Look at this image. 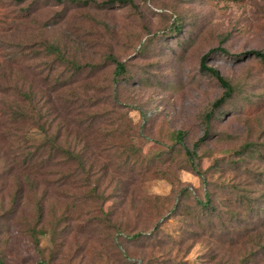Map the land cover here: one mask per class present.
I'll return each mask as SVG.
<instances>
[{
    "label": "rangeland",
    "instance_id": "rangeland-1",
    "mask_svg": "<svg viewBox=\"0 0 264 264\" xmlns=\"http://www.w3.org/2000/svg\"><path fill=\"white\" fill-rule=\"evenodd\" d=\"M86 1L0 0L4 152L14 151L21 131L32 133L31 147L46 138L31 129L30 118L12 123L16 112H33L43 100L59 103V96L67 103L76 95L79 114L52 112L45 120L47 141L64 128L61 145L83 155L86 170L102 177L97 200L85 199L84 174L58 158L64 166L54 171L63 181L73 171L79 182L45 195L46 225L53 227L55 215L65 214L71 232L49 230L40 255L28 230L38 224L43 188L23 186L18 193L22 180L11 173V154L0 161V259L4 264H37L42 257L47 264H264V64L247 54L264 50V0ZM176 21L182 24L179 33ZM51 44L65 58L51 55ZM205 54L207 64L238 90L209 123L206 113L223 89L201 71ZM109 55L128 68L119 80ZM73 62L84 67L74 80ZM90 65L99 67L93 71ZM57 78L66 84L62 90L56 89L61 84L54 87ZM27 93L36 95L33 102L25 100ZM90 100L93 108L87 107ZM96 113L102 117L91 122L88 114ZM92 125L105 130L88 136ZM208 127L196 158L204 183L185 149L195 150ZM180 130L186 132L185 147L177 143ZM205 192L212 204L202 218L196 200H205ZM16 194L22 202L12 213ZM180 198L183 206L171 216ZM101 209L111 217H103ZM157 223L161 230L153 238L131 236L152 234ZM188 228L201 237L188 236ZM236 228L244 235L230 232Z\"/></svg>",
    "mask_w": 264,
    "mask_h": 264
},
{
    "label": "trees",
    "instance_id": "trees-1",
    "mask_svg": "<svg viewBox=\"0 0 264 264\" xmlns=\"http://www.w3.org/2000/svg\"><path fill=\"white\" fill-rule=\"evenodd\" d=\"M89 1L91 0H87L86 2H89ZM116 1H119L122 4L130 3V0H110L109 2L115 3ZM175 24L176 25L174 26V31L176 33H179L182 29V24L178 23L177 21ZM48 48H49V53L51 55L54 54L58 59L65 58L59 46H57L56 44H51L49 45ZM218 49L226 52V50L222 47H219ZM247 54L254 55L264 64V50H252L248 52ZM108 57H109V61L113 62V64L115 65L114 78L116 80H119L120 77H124L128 71L127 70L128 68L125 62L119 60L114 55H109ZM207 59H208V54H205L201 60V67H200L201 71H203L205 74H209L212 77H214L220 84L221 88L223 89L222 96H220L212 104L211 110L206 113V120H207V123H209L210 120L214 118L215 112L217 110H220V109L222 110L225 105H227L228 103L234 100V98L237 96L238 90H237V86L233 84L230 79L223 76L217 68H214L208 65ZM72 64H73V70H72V74H73L72 79H73L76 77V75L82 72L84 67L77 62H73ZM98 67L99 65H90V68L93 71H95V69ZM72 79H71L72 85L77 83V81H73L74 79L73 80ZM62 81L63 80L60 78L55 79L54 87L61 84L59 87L56 88L57 90H62L66 86V84H62ZM106 91L107 93L110 92V90H107V89ZM70 94L72 95L73 93L70 92ZM24 96H25V100L31 103L33 102V98L36 95L34 93H27ZM73 98L74 99H71L70 101L66 103L65 102L66 99L63 100L62 97L59 96L58 97L59 103H56L53 105L50 104L49 101L42 99L43 103L39 107L34 109L33 112L27 108H26V111L24 112L22 111L16 112L15 118L13 119L14 121L12 122V123L14 122L21 123L23 121H28V119L30 118V120H32V123H33V125H31V129L33 128L35 131L39 130L46 137L43 140H41L37 144V146L31 147V146H28V144H31L29 141L32 140L30 137L32 133L21 131L20 133L15 135L16 139H14V143L16 146L14 148V151L10 153L12 161L14 163L12 165L13 168H12L11 173L15 171L18 172L22 180V183L18 184L17 192L21 193V191L23 190V186H24V190H28V189L29 190H40L41 188H43V198L45 197L44 201L42 198V201H39L37 205L38 224L36 226L29 227V230H28V234L33 241L35 249L38 253H40V255L42 254L41 240L43 237H45L48 234L49 230H51L55 234H60L62 232H66V233L71 232V229L67 227L68 225L65 221L67 215L65 214L59 217H56L55 215L56 223L53 227L50 228L46 225V219L49 215H47L45 195H47L50 191H53V190L55 191V189L63 187L67 183L73 184L77 188L78 186L77 184L79 180H76V176L74 173L76 170L84 174V177L81 180L82 186H80L82 188H86L84 198L95 201L97 200L96 198L99 195L97 185H99L102 177L100 176L95 177L98 174L97 170L92 171L91 168H89V170H86L85 163L83 160V155H81L80 153H77L75 149H72L69 147H63L61 145V137L63 135L62 131H64L65 129L64 128L58 129L53 135H50L48 137V141H47L48 130L45 128V125H46L45 120H47V117L52 112L58 117H61L63 115L74 117V115L76 116L77 114H79L80 105H79V102L75 100L76 95H73ZM95 105L96 103H94L93 100H90L87 102L88 108H93ZM66 110L67 112L64 113V111ZM9 115L10 117H12L11 113H9ZM88 115H89V120L91 122H93L94 120L95 122H98L99 118L102 117V115H100L99 113H96L94 117H92L91 114H88ZM93 126L94 125H92V128L87 129L88 136H91V133L101 134V132L105 130V129H101L99 127H93ZM76 128L80 129L82 128V125L81 124L76 125V126L74 125L72 132H77ZM111 130L114 133V132H117L118 129L117 127L114 126L112 127V129H110V131ZM208 131H209V127L207 128L205 136L195 143V150H191L189 148L185 149L186 154L191 162L193 170H195L201 176L204 183H206V180L202 176V173L198 170L196 158H197V149L201 145V142L204 141L205 137L208 135ZM0 137H3L2 132L0 134ZM185 137H186V132L182 130L176 132L177 143L182 144L183 147H185L183 144ZM244 150H247V149H243V151ZM4 151H8V150L3 144V141L0 139V161H3L5 158H7L10 155L8 152H4ZM243 151L241 150V152ZM59 157L65 158V160L67 159L66 162H67L68 168L74 169V172L73 171H72L73 173L70 172V174L66 177V179H64V181H63V177L60 171H54V168H58L59 166H64V164H62L58 160ZM105 176H107V173ZM95 182H96V185H93V183ZM183 193L185 197L186 196L185 190H183ZM183 200L185 199L182 198V201ZM182 201L180 198V201L177 202L174 206H172V209L169 211V214L171 216L178 215V213L180 212L183 206V204L181 203ZM20 202H22L21 195L18 196V194H16L15 203H14L16 207L14 206L12 208L13 209L12 213L20 208ZM196 203L200 205L199 216H201L202 218H206V212H207L206 210L210 209L211 204H212V199L210 195L207 192H205V200H196ZM101 212L103 213V217H107L108 219L112 215V212H107L105 211V209H101ZM216 216L219 217V215H216ZM161 224L162 223L155 224L154 232L152 234H145L144 233L145 231H138V232L136 231L135 233H132L131 236L135 239H138V238L140 239L143 237L153 238L154 236H156V234H159L161 230ZM211 227H212V230H217L218 228L215 224L212 225ZM187 230L188 231H185V232L186 234L188 233V236L195 235L196 238L201 237V233L197 232L196 230L192 231L190 228H188ZM233 230L234 231L230 229V232L241 234V235H244V232H245V230L238 229V228L233 229ZM0 264H4L1 259H0ZM37 264H47V262L42 257Z\"/></svg>",
    "mask_w": 264,
    "mask_h": 264
}]
</instances>
